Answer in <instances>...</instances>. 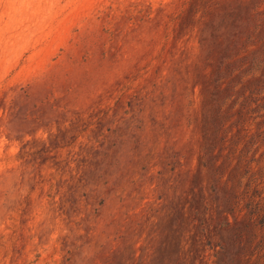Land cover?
<instances>
[{
  "label": "rangeland",
  "instance_id": "rangeland-1",
  "mask_svg": "<svg viewBox=\"0 0 264 264\" xmlns=\"http://www.w3.org/2000/svg\"><path fill=\"white\" fill-rule=\"evenodd\" d=\"M0 264H264V0H0Z\"/></svg>",
  "mask_w": 264,
  "mask_h": 264
}]
</instances>
